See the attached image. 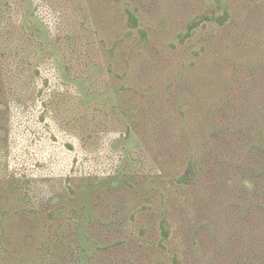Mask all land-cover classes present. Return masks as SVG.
<instances>
[{"label":"rangeland","instance_id":"374dc122","mask_svg":"<svg viewBox=\"0 0 264 264\" xmlns=\"http://www.w3.org/2000/svg\"><path fill=\"white\" fill-rule=\"evenodd\" d=\"M0 264H264V0H0Z\"/></svg>","mask_w":264,"mask_h":264},{"label":"trees","instance_id":"16d2710c","mask_svg":"<svg viewBox=\"0 0 264 264\" xmlns=\"http://www.w3.org/2000/svg\"><path fill=\"white\" fill-rule=\"evenodd\" d=\"M130 18L133 20L132 23L135 24V18L132 15H130Z\"/></svg>","mask_w":264,"mask_h":264}]
</instances>
